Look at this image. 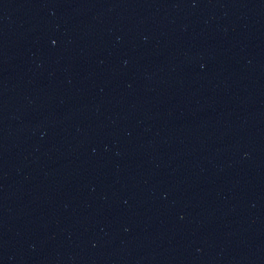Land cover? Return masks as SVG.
Here are the masks:
<instances>
[{
  "label": "water",
  "instance_id": "obj_1",
  "mask_svg": "<svg viewBox=\"0 0 264 264\" xmlns=\"http://www.w3.org/2000/svg\"><path fill=\"white\" fill-rule=\"evenodd\" d=\"M0 264H264V0H0Z\"/></svg>",
  "mask_w": 264,
  "mask_h": 264
}]
</instances>
